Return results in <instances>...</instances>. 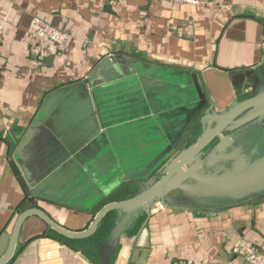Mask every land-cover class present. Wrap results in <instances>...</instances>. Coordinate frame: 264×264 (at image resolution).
I'll return each mask as SVG.
<instances>
[{"label":"crops","instance_id":"1","mask_svg":"<svg viewBox=\"0 0 264 264\" xmlns=\"http://www.w3.org/2000/svg\"><path fill=\"white\" fill-rule=\"evenodd\" d=\"M34 15L62 30L65 39L54 44L34 35L29 26ZM0 20V234L11 232L20 206L32 196L17 174L19 165L26 166L30 183L41 194L33 207L67 229H85L103 205L94 197L106 187L102 168L110 156L100 153L104 140H99L100 154L94 150L91 155L87 145L97 140H72L70 130L67 140L39 137L48 134L40 130L50 129L53 122L73 126L74 139L78 127L89 128L86 107L95 88L106 87L98 97L112 113L114 98L124 91L122 86L131 90L133 84L128 83L136 74L114 76V69L104 74V63L135 59L195 72L215 110L251 94L264 76V0H0ZM122 79L129 81L120 85ZM79 84L80 89L52 97L44 108L48 95ZM73 107L74 118L69 110ZM103 137L113 150L110 138ZM59 156L62 161L53 165ZM108 169L113 171V164ZM86 207L90 210H82ZM110 225L94 244L90 241L97 231L68 242L40 218L29 216L6 264H177L180 259L246 264L233 252L244 243L256 246L264 259V196L215 211L156 202L133 220L113 256H105L103 263L98 246ZM46 236L66 246L47 250ZM56 258L60 263L49 262Z\"/></svg>","mask_w":264,"mask_h":264},{"label":"water","instance_id":"2","mask_svg":"<svg viewBox=\"0 0 264 264\" xmlns=\"http://www.w3.org/2000/svg\"><path fill=\"white\" fill-rule=\"evenodd\" d=\"M102 67L104 74H110L112 69H117L127 76L142 74L158 78L160 73H167L185 78L189 75L196 93V101L183 108V124L170 138L166 137V140H162L151 151L144 150L146 157L142 156L145 157L142 164L122 173L116 190H106L104 187L94 197L95 201L103 205L89 225L81 231L67 229L57 224L42 210L33 207L35 197L41 194H38V188L30 183V172L26 166L19 165L17 169L20 173L16 169L17 174L25 186L26 194L32 193V196H28L20 206L21 212L11 232L0 234V264H6L12 257L21 225L29 216L40 218L62 237L87 239L97 231L105 216L112 212L111 225L98 246L99 257L104 263L105 256H113L120 238L133 220L147 212L156 202L172 208L215 211L240 203L255 202L264 196V76L257 81L250 95L235 99L222 110H215L195 72L168 70L135 59H119L115 65H108L106 62ZM91 80L88 78L87 83L90 85ZM128 81L123 80L125 84ZM80 87L81 84L69 85L48 95L44 108L52 97ZM100 90H106V87L92 90V110L96 112V119L103 133L110 138L113 150L118 148L119 151L121 148V152L133 151L137 146L129 140L117 139L121 129L124 130L123 136L129 134L137 124L136 119L140 121L142 115L124 119L122 122L114 121L112 113L107 112L110 106L105 107L104 103L100 102ZM130 124H133V127H129ZM28 138L29 133L23 140ZM215 139L216 142L210 146ZM118 154L121 155L120 152ZM118 154L116 153L117 157ZM27 184H30L28 186L31 190ZM119 189L135 191L129 197L107 202ZM82 210L90 209L86 207ZM65 246L60 239L46 236L47 250H59ZM60 261V258L49 260L50 263Z\"/></svg>","mask_w":264,"mask_h":264},{"label":"rangeland","instance_id":"3","mask_svg":"<svg viewBox=\"0 0 264 264\" xmlns=\"http://www.w3.org/2000/svg\"><path fill=\"white\" fill-rule=\"evenodd\" d=\"M114 76H119L121 73L119 70H113ZM122 75V74H121ZM111 77V76H110ZM165 81H161L157 76L150 77L147 75H136L133 82L128 84H133V87H130V91H126L125 86H122L124 91H121L117 98H114V107L112 108V115L115 118L114 121H121L133 117H143L140 121L137 120V124L129 134L123 136L124 130H120V136L117 140H129L130 143H133L137 146L133 151H124L121 152V148L118 151V148L111 149V146L106 143V138L103 135L105 133L101 132L99 124H96V119L94 111L91 106L86 108L88 112L87 120L89 121V128L83 130V128L78 127L76 130L79 133L74 139V128L70 126L69 128H64L61 121L58 123L53 122L50 125V129L40 130L41 133H53V135H45L39 137V140H67L66 133L68 130L71 132L72 140H97V143L90 142L87 145L88 151L91 155L96 154L104 155L109 154V160L105 159L103 163V172H102V182L108 189H117V185L120 184V179L122 178V173L124 171L139 167L142 164V161L145 160L144 150L151 151L154 147L158 146L162 140L170 138L183 124L185 113L183 111L184 107L191 106L196 101V93L191 83L190 76L185 78L177 74H167L162 73L160 75ZM109 79V78H108ZM123 79L119 81V84L122 85ZM250 94L244 95L247 97ZM81 97V96H80ZM243 99V98H239ZM63 108H61L62 110ZM76 107L70 108V116L74 118L76 115ZM60 110V111H61ZM66 110V111H69ZM81 110H85L81 108ZM60 115V112H59ZM120 122L119 126L122 125ZM132 125V126H131ZM133 127V124H130L129 127ZM196 124L194 125V128ZM36 131H39L38 129ZM53 136H56L55 138ZM53 138V139H52ZM195 136H193V139ZM99 140H104V145H101L100 153V144ZM95 145V146H94ZM95 150V151H94ZM121 153L119 155L118 153ZM60 153V152H57ZM105 153V154H104ZM118 154V157L116 156ZM100 155V156H101ZM145 157H142V156ZM124 157V158H123ZM63 159V156H59L58 159L53 163L56 165L60 163ZM118 159L120 161H118ZM113 162H110V161ZM118 161V162H117ZM121 162V163H120ZM113 164L114 169L109 170L108 165ZM122 164V165H121ZM41 166V165H40ZM39 166L40 170L41 167ZM39 169H36L38 175ZM40 173L38 177H40ZM72 185V183H70ZM134 189L129 190H118L117 194L111 197L110 201L119 200L133 195ZM113 213H108L105 218L100 223L97 232L91 238V244H94L96 241L105 234L108 223L111 222ZM70 242V239L62 237ZM90 239V240H91ZM90 252V250L88 251Z\"/></svg>","mask_w":264,"mask_h":264},{"label":"built area","instance_id":"4","mask_svg":"<svg viewBox=\"0 0 264 264\" xmlns=\"http://www.w3.org/2000/svg\"><path fill=\"white\" fill-rule=\"evenodd\" d=\"M177 2H187L196 4L198 0H168ZM30 30L39 38L46 39L54 44H60L66 37L65 33L53 26L39 16H32L30 19ZM4 28L3 20H0V35ZM234 253L241 255L246 264H264L263 256L260 250L252 243H244L233 249ZM177 264H195L191 259H180Z\"/></svg>","mask_w":264,"mask_h":264},{"label":"flooded vegetation","instance_id":"5","mask_svg":"<svg viewBox=\"0 0 264 264\" xmlns=\"http://www.w3.org/2000/svg\"><path fill=\"white\" fill-rule=\"evenodd\" d=\"M215 142H216V139H215V141H213L212 143H210V146L213 145Z\"/></svg>","mask_w":264,"mask_h":264}]
</instances>
